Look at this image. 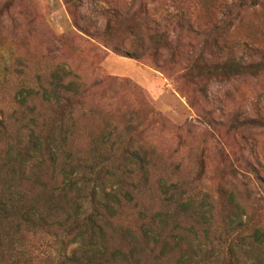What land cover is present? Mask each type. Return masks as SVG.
Instances as JSON below:
<instances>
[{"label": "rangeland", "instance_id": "obj_1", "mask_svg": "<svg viewBox=\"0 0 264 264\" xmlns=\"http://www.w3.org/2000/svg\"><path fill=\"white\" fill-rule=\"evenodd\" d=\"M236 1L0 0V108L5 114L15 108L17 90L38 89L51 72L62 71L87 94L66 112L73 137L68 148L94 166L109 163L106 192L121 182L140 187L144 178L138 197L157 211L160 181L195 189L193 206L202 218L192 216L191 207L181 212L178 201L166 208L169 227L178 225L183 232L171 253H160L138 236L125 242L121 229L127 226L136 234L138 225L134 210H120L109 229L110 245L122 251L132 247L134 259L116 264H226L227 248L239 264H264V248L254 250L246 238L254 228L264 230V127L246 124L247 117L264 115V76L234 75L235 70H225L227 78L220 71L206 76L198 61L200 55L210 62L246 61L264 52V0H245L229 30L214 35L221 7L230 9ZM177 22H188L195 32L176 27ZM49 108L36 100L31 109L45 121ZM9 134L24 138L14 127ZM120 138L122 144L113 147ZM128 145L131 152L141 149L144 176L134 159L123 167L131 179L117 170ZM57 178L50 185L56 186ZM236 216L240 223L226 228L228 218ZM52 252L37 244L33 254L46 260Z\"/></svg>", "mask_w": 264, "mask_h": 264}, {"label": "trees", "instance_id": "obj_2", "mask_svg": "<svg viewBox=\"0 0 264 264\" xmlns=\"http://www.w3.org/2000/svg\"><path fill=\"white\" fill-rule=\"evenodd\" d=\"M244 6L245 0H237L230 9L221 7L220 19L213 28L214 35L227 32L244 11ZM175 26L189 33L195 32L189 28L188 22L186 25L177 22ZM164 41L169 43L168 38ZM132 58L138 59L136 56ZM198 61L206 76L220 71L218 75L227 78L230 74L225 70H235L234 75L253 73L264 76L263 51L249 55L246 61L229 58L223 62H210L202 55ZM61 72H51L45 85L38 89L25 86L17 90L12 96L15 108L10 112L5 114L0 108V264H39V260L45 264L128 263L134 259L132 247L127 246L122 251V246L110 245L109 241V229L114 228V220L122 209L134 210L138 225L136 234L127 226L121 229L125 242L129 237L138 236L145 244L157 245L160 253L168 250L171 253L181 242L183 232L178 225L169 227L166 208L178 201L181 212L186 214L191 207L192 216L202 218V211L193 206L192 192L195 189L180 182L166 185L160 181L157 193L159 191L162 206L157 211L149 210L138 197L140 187H146L144 178H141L140 187L121 182L118 188L112 187L106 192L104 174H108L109 163L94 166L84 157H75L68 148L73 137L67 132L66 112L73 102L80 104L87 94L77 88L69 75L63 76ZM36 100L50 106L51 117L45 121L33 114L31 108ZM58 111H61L59 116ZM24 113L30 118L20 119L19 115ZM246 120L249 126L264 127V115L247 117ZM11 127L24 135L23 140L13 139L9 134ZM122 142V138L116 139L111 145L116 148ZM140 151L131 152L128 145L121 153L117 170L128 179H131L130 173L123 170L130 159L136 160L142 171L140 175L144 176L146 168ZM241 174L243 179L249 180ZM252 175L254 180L262 183L257 173ZM54 176L58 177L56 186L50 185ZM237 223H240L237 216L232 221L228 218L225 227L229 229ZM157 230L159 232H155ZM191 231L190 228L189 234L195 236ZM246 238L254 250L264 248V230L254 228ZM48 243L52 247H47ZM130 243L134 245V241ZM37 244L44 249L53 248L52 255L45 257L46 260L39 258V254L34 255ZM234 255L232 248H227L226 264H239Z\"/></svg>", "mask_w": 264, "mask_h": 264}]
</instances>
